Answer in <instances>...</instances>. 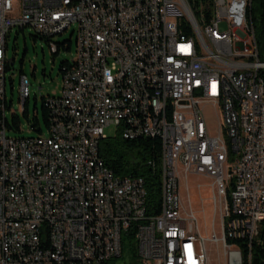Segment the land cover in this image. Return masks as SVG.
<instances>
[{"label": "built area", "instance_id": "obj_1", "mask_svg": "<svg viewBox=\"0 0 264 264\" xmlns=\"http://www.w3.org/2000/svg\"><path fill=\"white\" fill-rule=\"evenodd\" d=\"M174 2L188 3L195 22L185 23ZM211 2L0 0V101L14 30L49 40L78 34L62 94L48 98L56 143L8 137L0 105V264H105L122 256L129 234L142 264H207L195 218L184 212L182 176L213 187L223 237L211 241L224 244V264H247L253 242L264 254V62L254 0ZM29 88L22 76L20 95L30 98ZM207 110L219 111L217 130ZM111 126L127 141H161L158 215H148L143 179L117 178L100 158Z\"/></svg>", "mask_w": 264, "mask_h": 264}, {"label": "rangeland", "instance_id": "obj_2", "mask_svg": "<svg viewBox=\"0 0 264 264\" xmlns=\"http://www.w3.org/2000/svg\"><path fill=\"white\" fill-rule=\"evenodd\" d=\"M17 31L14 30L8 40L7 58L8 61L15 60V64L14 69L6 73V101L9 104V109L6 110V119L11 124L13 115L20 117L21 133L8 130L7 135L10 138H36L39 136L32 131L31 125L23 116L25 106L20 95L21 71H23V76L28 79L30 84L27 108L29 120L32 123L38 117L43 136L46 137L48 128L43 121L42 99L61 96L63 81L60 65L64 61L73 62L75 60L78 34L76 29H72L63 36L54 38L53 42L57 44L72 42L71 51L61 50L60 54L54 57L49 44L42 40L34 41L35 34L29 29L25 31V35L19 34L16 40ZM73 31L75 32L73 33ZM11 81H13V86ZM206 118L211 130H217L221 122L219 111L216 116L215 111L207 110ZM119 134L115 126L105 130V136L109 139L116 138ZM180 193L185 215L193 214L200 240L205 242L207 264H224V244L222 241L219 244L211 241L213 235L221 240L223 230L221 207L218 201L215 204L214 191L210 181L200 176H182ZM123 245V256L117 259L114 264H132L130 262L132 248L129 240L125 237ZM148 264L154 263L149 262Z\"/></svg>", "mask_w": 264, "mask_h": 264}, {"label": "trees", "instance_id": "obj_3", "mask_svg": "<svg viewBox=\"0 0 264 264\" xmlns=\"http://www.w3.org/2000/svg\"><path fill=\"white\" fill-rule=\"evenodd\" d=\"M208 7L211 6V0H202ZM191 7V6H190ZM192 9V7H191ZM194 13V9H192ZM253 26L256 32V39L258 43L259 59L264 62V0H254L253 6ZM19 34L25 35V31L18 30L16 34V40ZM11 37V36H10ZM33 40H42L51 46L53 40L34 35ZM55 43V42H54ZM57 44V43H55ZM57 52L52 53L54 57H57L61 50L71 51L72 42H65L63 44H57ZM15 64V60H12ZM73 67V62L64 61L60 65V73L63 75L64 68ZM14 69V65L8 62L6 66V73ZM23 76V71H21ZM13 86V81H11ZM50 98V97H49ZM42 113L43 121L46 127L50 128L51 125V112L48 107V102L51 99H42ZM12 103V102H11ZM10 103V105H11ZM0 105L5 107V110L9 109V104L6 99L0 101ZM25 111L23 113L24 118L31 125L33 132H36L39 136L43 134L41 130L40 121L38 117L31 123L28 114V100L23 104ZM37 111V109H36ZM3 119V113L0 109V122ZM21 119L20 117L13 115L11 124L7 121L6 127L8 130L21 133L20 129ZM100 158L104 161V164L109 168L117 178H140L145 182V188L147 191V209L149 216H155L159 214L161 205L162 194V143L159 139H140L135 141H127L123 139L121 134L116 138L106 139L100 143L99 146ZM151 163V165H150ZM154 165V166H153ZM230 193V191H229ZM228 194V198H229ZM125 238L129 240L131 245V259L132 264H142L138 255V247L135 241L134 234L126 235ZM262 252V243L254 242L253 249H247V262L249 255L251 264H264V254ZM123 256V253H122ZM121 256V257H122ZM117 260L110 261L105 264H114Z\"/></svg>", "mask_w": 264, "mask_h": 264}, {"label": "bare ground", "instance_id": "obj_4", "mask_svg": "<svg viewBox=\"0 0 264 264\" xmlns=\"http://www.w3.org/2000/svg\"><path fill=\"white\" fill-rule=\"evenodd\" d=\"M174 11L177 13H183V19H185V23H194L195 22V14L193 13L191 7L186 2H174ZM187 34L189 36H196L195 24H187ZM29 96H21L23 104L28 100ZM48 107L51 112V118H55V102L49 100ZM47 143H56V120H51V125L48 130ZM122 227V220H114L113 221V230H120ZM254 243V242H253ZM249 255L247 264H251Z\"/></svg>", "mask_w": 264, "mask_h": 264}, {"label": "water", "instance_id": "obj_5", "mask_svg": "<svg viewBox=\"0 0 264 264\" xmlns=\"http://www.w3.org/2000/svg\"><path fill=\"white\" fill-rule=\"evenodd\" d=\"M9 63L11 64V66H13L14 64L12 63V61H9Z\"/></svg>", "mask_w": 264, "mask_h": 264}]
</instances>
